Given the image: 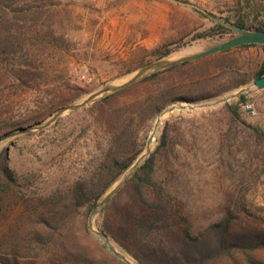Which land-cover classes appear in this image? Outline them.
Masks as SVG:
<instances>
[{
    "label": "rangeland",
    "instance_id": "rangeland-1",
    "mask_svg": "<svg viewBox=\"0 0 264 264\" xmlns=\"http://www.w3.org/2000/svg\"><path fill=\"white\" fill-rule=\"evenodd\" d=\"M10 1L32 5L38 2ZM42 4V9L8 15L23 26L32 61L31 67L20 65L19 71L16 66L22 57L18 53L6 72L0 71V120L14 122L16 128L45 121L57 107L127 78L153 61L151 52L159 46H172L174 51L165 58L177 59L236 36L233 31H225L199 37L201 32L215 27L221 16L232 14L235 0H43ZM3 10L0 7V14ZM34 36L48 42L39 44ZM229 50L205 56L206 62L194 67L195 79L204 71L210 72L202 88L224 90L218 96L190 103L215 100L244 87L255 77L262 48L256 45ZM242 77L246 78L243 84L230 86ZM151 85L162 88L165 82L156 80ZM133 92L131 89L119 98L131 97ZM243 94L247 102L239 107L240 121L232 119L227 109V104L232 105L239 96L210 109L173 113L157 127L148 152L153 153L154 162L156 186L152 192L160 189L171 197L173 216L187 220L190 234L199 235L230 212L233 220L225 239L237 245L264 236V88H252ZM103 97L64 113L44 129L0 140V155L7 157L17 178L15 189L28 200L26 207L10 194H3L0 259L16 254L26 264H50V260L63 256V249L83 248L97 258L104 250L110 252L89 229L94 207H82L60 229L59 222L46 246L31 241L34 223L28 218L37 208L38 197L56 189L64 192L76 179L94 171L100 154L97 143L103 146L105 136L103 130L94 129L89 107ZM63 100L67 102L57 105ZM156 115L140 131L144 146ZM251 127L263 135L256 137ZM122 197L123 193L116 196L105 212L114 211ZM102 210L93 217L98 230L105 220ZM183 226L182 221H177L172 232L178 233ZM232 252L205 264H251L248 259L264 264V248L237 246Z\"/></svg>",
    "mask_w": 264,
    "mask_h": 264
},
{
    "label": "trees",
    "instance_id": "trees-1",
    "mask_svg": "<svg viewBox=\"0 0 264 264\" xmlns=\"http://www.w3.org/2000/svg\"><path fill=\"white\" fill-rule=\"evenodd\" d=\"M36 1L38 2L32 5L26 1L18 4L10 0H0V7L4 9L3 14H0V71L3 69L6 72V67L13 64L12 57L18 53L22 58L19 60V66H16L17 69L22 71L20 65L31 67L32 61L28 54L30 41L24 36L23 26H19L13 17L8 15L9 12L26 13L32 8L33 10L42 9L45 6L42 4L43 0ZM197 12L206 15L205 11L197 10ZM231 13L221 16L215 21V27L201 32L199 37L204 38L216 33L231 31L222 23L245 30H264V0H235ZM18 27L20 28L17 30ZM34 37L39 44L48 42L43 37ZM256 45L262 48L263 57L258 68L253 72L255 77L264 74V45L246 43L236 47ZM173 51L172 46L166 44L155 48L151 53L154 60H157L168 57ZM229 51L228 49L218 53ZM206 60L207 58L186 61L156 71L133 85L104 96L89 107L94 129L103 130L105 136L103 146L100 142L97 143L100 150L98 162L91 175L76 179L66 191L56 189L38 197L39 202L36 201L35 212L28 216L30 222L34 223L30 235L32 242L36 245H48L47 243L53 236L52 232H55L53 230L59 222L61 226H58V229L62 228L66 220L78 213L82 207L91 209L96 206L104 193L142 151L144 146V139L140 135L142 127L146 126L149 120L164 107L175 101L194 102L220 95L224 89L217 88L211 91L208 88H202L207 85L211 77L208 70L195 79L197 73L194 72V67ZM12 66V71H14L15 64ZM23 71L28 72L25 69ZM14 77L19 79L17 75ZM156 80L165 82V85L162 88H152L151 84ZM245 81L246 78L242 77L230 86H238ZM131 89H134L133 96L119 98ZM63 102L67 100L60 101L57 105ZM246 102V96L241 94L235 103L227 104L232 119L240 121L239 107ZM1 123H3L0 126L2 134L17 126L16 123L9 122L7 119L0 120ZM251 129L256 137L263 135L258 132V128L251 127ZM153 173V153H149L102 210L105 213V220L100 228L101 231L129 254L137 264H205L223 256L233 255L232 249L237 246L250 250L257 247L264 248V236L256 237L248 244L239 245L225 239V234L233 220L230 212H227L219 222L209 225L199 235H191L187 220L173 216L171 197L160 189L152 192L156 186ZM16 183L17 178L7 164V157L0 155V210L4 200L3 194H10L28 207V200L24 193L15 189ZM121 193L123 197L119 199L118 206L114 211L106 213L111 202ZM33 216L35 219L31 218ZM177 221H182L184 226L174 234L172 231ZM46 235L47 241L45 240ZM101 255L97 258L83 248L63 249V256H60L58 260H50V264H126L105 250ZM21 258L22 256L16 254L12 258L3 256L0 264L28 263L21 262L23 261ZM248 261L251 264H261L251 259Z\"/></svg>",
    "mask_w": 264,
    "mask_h": 264
},
{
    "label": "water",
    "instance_id": "water-1",
    "mask_svg": "<svg viewBox=\"0 0 264 264\" xmlns=\"http://www.w3.org/2000/svg\"><path fill=\"white\" fill-rule=\"evenodd\" d=\"M222 24L226 26L228 29H230L231 31L235 32L236 36L228 40H225L223 42L217 43L209 47L208 49L195 53V54L185 55L177 59L162 58V59L153 60L145 64L144 66L140 67L139 69H137L134 73H132L127 78L106 84L103 87L97 89L96 91L89 93L85 98H82L75 102L57 107L48 116L47 120L45 121H39L35 123L34 125H30V126H20V127H17L15 129L5 132L0 137V140L15 136L20 133H26L32 130L44 129L45 127L53 123L55 120H57L64 113L71 111V110L82 108L88 103L100 97H103L105 95L112 94L119 90H122L130 86L131 84L139 81L140 79L144 78L145 76H148L156 71L167 69L171 66H174L182 62L195 61L205 56H208L210 54L228 50L230 48L237 47L239 45L246 44V43H256V44L264 45V30H245V29H242V28L230 25V24H225V23H222ZM252 88H264V74L261 76L254 77L244 87L239 88L233 91L232 93L226 94L215 100L199 102V103H190L187 101H179V102L171 103L167 105L166 107H164L156 115L153 127L146 139L143 150L139 153V155L134 160V162L125 170L122 176L115 182V184L105 193L103 198L92 209L90 216H89V221H88L89 229H91L97 236H99V238H101L105 247L112 254H114L116 257H118L120 260H122L126 264H136L132 262L124 253L119 251L117 247L111 242L110 238L103 231L98 230L94 227L93 217L100 210L103 209V207L107 204V202L113 196V194H115V192L119 189V187L124 184L125 180L134 172V170L139 166L142 160L146 157V155L148 154L150 150V145L153 140L156 129L161 124L163 117L164 116L167 117L176 112H185L187 110L193 111V110H199V109H210V108L220 105L221 103L227 102L230 99L236 98L237 96L247 92L248 90Z\"/></svg>",
    "mask_w": 264,
    "mask_h": 264
},
{
    "label": "bare ground",
    "instance_id": "bare-ground-1",
    "mask_svg": "<svg viewBox=\"0 0 264 264\" xmlns=\"http://www.w3.org/2000/svg\"><path fill=\"white\" fill-rule=\"evenodd\" d=\"M165 117H166V116H164L163 119H164ZM163 119H162V120H163Z\"/></svg>",
    "mask_w": 264,
    "mask_h": 264
}]
</instances>
